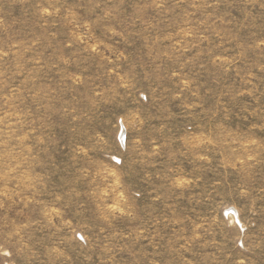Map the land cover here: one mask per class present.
I'll list each match as a JSON object with an SVG mask.
<instances>
[{
    "label": "rangeland",
    "instance_id": "obj_1",
    "mask_svg": "<svg viewBox=\"0 0 264 264\" xmlns=\"http://www.w3.org/2000/svg\"><path fill=\"white\" fill-rule=\"evenodd\" d=\"M0 264H264V0H0Z\"/></svg>",
    "mask_w": 264,
    "mask_h": 264
}]
</instances>
